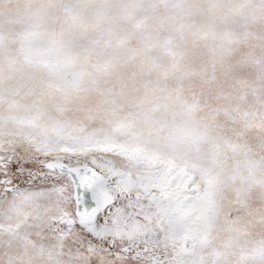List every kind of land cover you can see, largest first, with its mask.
<instances>
[{
  "label": "snow or ice",
  "instance_id": "snow-or-ice-1",
  "mask_svg": "<svg viewBox=\"0 0 264 264\" xmlns=\"http://www.w3.org/2000/svg\"><path fill=\"white\" fill-rule=\"evenodd\" d=\"M0 264H264V0H0Z\"/></svg>",
  "mask_w": 264,
  "mask_h": 264
}]
</instances>
